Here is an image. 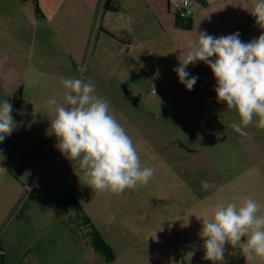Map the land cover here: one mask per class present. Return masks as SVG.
Instances as JSON below:
<instances>
[{"label":"rangeland","instance_id":"1","mask_svg":"<svg viewBox=\"0 0 264 264\" xmlns=\"http://www.w3.org/2000/svg\"><path fill=\"white\" fill-rule=\"evenodd\" d=\"M10 9V2L0 0V16L2 11ZM100 17L93 24L92 45L86 56L78 60L76 76L94 83L96 94L102 93L110 102L112 114L132 138L142 165L154 169L152 178L146 185L126 189L120 195L93 191L79 180L82 176L79 162L69 161L55 147L57 138L47 134L50 117L46 101L51 98L48 95L51 90L62 88L61 83L46 77L35 81L28 72L36 57L45 62V66L40 67L44 69L47 60L60 54L61 50L52 47L47 30L32 28L26 12L9 22L13 32H0V102L7 100L10 103L9 97L13 93L23 92L19 107L10 103L16 128L0 142V158L11 164L8 172L28 177L32 162L38 157L46 176L35 186L42 187L48 180L58 188L57 192L66 187L70 189L69 193L90 221L89 238L96 231L100 246L110 249L113 255L111 261H105L93 251L87 239V264H144L139 254L149 252L156 255V264H219L204 258L200 219L210 216L216 204L230 202L233 196L252 197L262 205L260 214H264V174L259 172L264 170V161L257 156V146L253 142L256 137L264 138V129L257 128V117H254L247 129L252 141L241 142L230 140L229 135L235 131L224 129L223 122H214L211 117L201 128L185 124L176 128L174 123L166 127L154 117L145 119L144 113L131 109L127 89L119 84L121 81L128 85L132 78L135 91L144 92L145 70L140 78L129 62L115 64V45L111 38L104 44L100 41L95 48ZM111 27L115 40V25ZM19 41L20 45L15 48ZM11 48L14 54L7 52ZM9 58L15 63L8 62ZM18 60L23 64L17 65ZM115 90L120 93L116 99ZM212 117L217 118V112H213ZM28 153L33 154V160H16ZM205 180L215 187L203 190L202 181ZM32 208L29 202L19 221L28 219ZM57 240L58 235H52L50 246L43 242L38 251L46 254L48 248L52 252ZM52 259L57 261L54 256ZM224 264L264 262L257 258L248 260L240 245L233 247L226 243Z\"/></svg>","mask_w":264,"mask_h":264},{"label":"crops","instance_id":"2","mask_svg":"<svg viewBox=\"0 0 264 264\" xmlns=\"http://www.w3.org/2000/svg\"><path fill=\"white\" fill-rule=\"evenodd\" d=\"M5 1L10 2L11 9L1 12L0 32H13L9 22L26 12L32 28L35 31L40 27L47 30L52 47L61 50L60 54L47 60L44 69L40 67L45 66V62L40 61L39 57L32 60V67L28 71L32 80L46 77L61 82L64 78H77L78 60L86 56L92 45L93 24L101 15L95 48L100 41L104 44L111 38V43L115 45V64L129 62L140 78L142 70H145L142 93L135 91L136 84L132 78L128 85L119 82L121 87L127 89L131 109L144 113L145 119L154 117L166 127L175 124L178 128L185 124L201 128L207 124L206 121L210 122L211 117L214 122H223L224 129L233 130L230 125L240 122L236 111L217 102L214 91L216 80L204 62L198 61L187 66L190 76L198 77L191 91L179 82L173 69L179 66L186 55L184 39L196 38L197 32H206L217 38L239 32V38L244 43L264 34V25L257 24L251 14L256 0H195L189 8L187 29L177 26L176 5L171 4L170 0ZM113 25L115 40L112 36ZM125 39L132 42L131 48H126L123 43ZM19 45L20 41L15 44V48ZM7 52L14 54L12 48ZM8 62L15 63L12 58ZM16 64L21 65L23 61L18 60ZM154 87L157 94L151 96ZM60 91L62 88H55L48 95L53 97ZM99 95L104 97L102 93ZM119 96L120 93L115 90V99ZM22 97L23 92L17 91L9 97L10 103L19 107ZM213 112H217V118L212 117ZM251 137L234 132L228 138L245 142L252 141ZM253 142L257 146V156L264 161V138L256 137ZM24 158L31 161L33 154L20 155L16 160ZM6 161L0 158V264H87V239L91 245L88 225L79 214L65 206V196L70 189L66 187L57 192L58 188L48 180L42 187L35 186L46 176L38 157L32 162L28 177L8 172L11 164ZM4 164L10 165L4 168ZM7 172L9 174H5ZM259 172L264 174V170ZM29 202L33 205L28 212L30 217L19 221V216L26 205L29 206ZM56 234V249L51 252L47 248L46 254L44 251L40 253V245L44 242L50 246L52 235ZM101 257L104 258L103 255Z\"/></svg>","mask_w":264,"mask_h":264},{"label":"clouds","instance_id":"3","mask_svg":"<svg viewBox=\"0 0 264 264\" xmlns=\"http://www.w3.org/2000/svg\"><path fill=\"white\" fill-rule=\"evenodd\" d=\"M251 14L257 24L264 25V0H256ZM239 37V32L218 38L197 32L196 38L184 39L186 55L173 70L179 82L191 91L198 77L190 76L187 66L204 62L216 80L217 102L240 117V122H233L230 127L246 136L254 117H258L257 128L264 129V34L247 43ZM60 83L62 91L46 101L50 117L47 134L57 138L55 147L69 161L79 162V180L93 191L113 195L146 185L154 169L142 165L132 138L112 114L110 102L96 94L94 83L82 77L64 78ZM12 111L7 100L0 102V142L16 128ZM214 187L213 183L202 181L203 190ZM261 207L250 196H233L230 202L216 204L210 216L200 219L204 258L224 264L227 243L240 245L246 259L264 262Z\"/></svg>","mask_w":264,"mask_h":264},{"label":"trees","instance_id":"4","mask_svg":"<svg viewBox=\"0 0 264 264\" xmlns=\"http://www.w3.org/2000/svg\"><path fill=\"white\" fill-rule=\"evenodd\" d=\"M175 20L179 28L187 29L189 27L188 17H180L179 15H175ZM65 206L74 210L77 214H79L82 217L84 222H86V224L89 225L90 221L87 219V217L82 212V208L80 204L77 203L76 198L70 193H67V195L65 196ZM92 234H93V237L90 240H91V245L93 249L95 250V252L103 255L106 261L108 262L111 261L113 259L111 250L108 248L103 249L100 246V242L98 238L99 235L96 231H93Z\"/></svg>","mask_w":264,"mask_h":264},{"label":"built area","instance_id":"5","mask_svg":"<svg viewBox=\"0 0 264 264\" xmlns=\"http://www.w3.org/2000/svg\"><path fill=\"white\" fill-rule=\"evenodd\" d=\"M195 2V0H170V3L176 5L175 15H179L180 17H188L189 15V8ZM126 48L132 47V42L129 40H124L123 42ZM151 96L157 94L156 88L154 87L151 90Z\"/></svg>","mask_w":264,"mask_h":264},{"label":"flooded vegetation","instance_id":"6","mask_svg":"<svg viewBox=\"0 0 264 264\" xmlns=\"http://www.w3.org/2000/svg\"><path fill=\"white\" fill-rule=\"evenodd\" d=\"M148 253V252H147ZM140 258H143V263L144 264H156V255L149 252L148 254H139Z\"/></svg>","mask_w":264,"mask_h":264}]
</instances>
